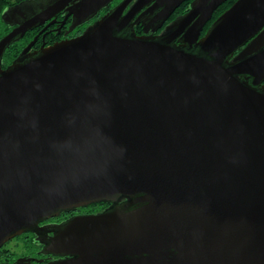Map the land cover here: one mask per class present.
I'll use <instances>...</instances> for the list:
<instances>
[{
  "label": "water",
  "instance_id": "obj_1",
  "mask_svg": "<svg viewBox=\"0 0 264 264\" xmlns=\"http://www.w3.org/2000/svg\"><path fill=\"white\" fill-rule=\"evenodd\" d=\"M111 1H44L0 38V246L105 201L52 229L45 251L68 256L53 264H264V94L241 79L264 80V0H235L201 37L226 0H192L167 26L187 50L123 34L144 7L161 26L185 0L124 15L123 0L1 67L35 23L71 3L76 26Z\"/></svg>",
  "mask_w": 264,
  "mask_h": 264
},
{
  "label": "flooded vegetation",
  "instance_id": "obj_2",
  "mask_svg": "<svg viewBox=\"0 0 264 264\" xmlns=\"http://www.w3.org/2000/svg\"><path fill=\"white\" fill-rule=\"evenodd\" d=\"M44 1L49 0H23L20 2L12 3L7 7L8 13L5 15V19L2 17V28L4 33L7 34L11 29L17 27L22 18H29L39 7L45 5ZM123 0H112L108 5L101 8L96 14L87 19L86 21L73 26V18L71 15L66 17L68 13L67 7L71 5L69 3L64 9L57 11L53 16L44 20L43 22H37L32 27L28 28L25 33L22 35L21 40L27 42L25 47L30 44L28 52L22 55L21 57L14 56L12 60H6L9 56H12L14 53H11L8 57L3 55L1 61V67L3 69L7 68L14 60H26L34 53L38 52L42 47H46L64 39H71L81 35L85 29L92 24L94 21L98 20L101 16L109 12L112 8L118 5ZM135 0H132L128 7L124 10L123 15L128 10L129 6L133 4ZM192 0L183 1L165 20L161 26H157L158 23H150L151 16L144 15L139 17L140 12H142L146 7H144L139 13H136L130 21V25L125 29L123 33L129 37H144L148 39H155L163 43H168L167 45L176 48L187 50V45L183 43L180 39V36L176 37L169 42V36L172 35L175 31L174 29H167V26L177 17L180 9L185 7L189 9V4ZM220 7V6H219ZM219 7L214 10L212 13L211 19L205 24L200 37L205 34L212 22L222 13H219L217 16L216 12ZM18 11L20 13H18ZM188 11V10H187ZM225 11V10H224ZM139 17V18H138ZM264 26L262 27V29ZM261 29V30H262ZM249 42V41H248ZM246 42L233 53L231 57L228 58V62H232V58L237 55L248 43ZM24 47V48H25ZM4 58V59H3ZM241 77V76H240ZM242 81L248 83L253 89L264 94V80L261 81L258 85H252L251 79H244L241 77ZM85 213H94L92 211L83 210L82 207L75 208L71 211H60L57 216L50 217L46 220L40 221L36 225L35 230H27L20 235H17L0 246V264H53L57 263L68 256L60 254H51L45 251L44 245L48 238L53 234L52 229L60 224L63 220L76 215V214H85Z\"/></svg>",
  "mask_w": 264,
  "mask_h": 264
},
{
  "label": "trees",
  "instance_id": "obj_3",
  "mask_svg": "<svg viewBox=\"0 0 264 264\" xmlns=\"http://www.w3.org/2000/svg\"><path fill=\"white\" fill-rule=\"evenodd\" d=\"M23 0H0V26L2 27V13L3 11L12 3L15 2H21ZM235 0H226L223 4L220 5L218 11L216 12L217 16L219 13L223 12L224 10H226ZM187 8V4L184 5ZM185 7H183L182 9H180L178 15L184 14L188 9H186ZM0 27V38L2 36H4V33L6 31H3V28ZM22 38H18L15 41H13L4 51L3 55L5 57H8L11 53H14L12 56H9L6 60L10 61L12 60V58L14 56H19L20 53L22 52V50L25 47V44L27 42L28 39H26L25 41L21 40ZM3 57V56H2ZM4 59V58H3ZM110 203L109 202H105V201H101V202H97V203H93L90 204L86 207H82L83 210H87V211H92V212H99L102 210H105L107 207H109Z\"/></svg>",
  "mask_w": 264,
  "mask_h": 264
},
{
  "label": "rangeland",
  "instance_id": "obj_4",
  "mask_svg": "<svg viewBox=\"0 0 264 264\" xmlns=\"http://www.w3.org/2000/svg\"><path fill=\"white\" fill-rule=\"evenodd\" d=\"M1 27V26H0ZM2 28V27H1ZM123 208H124V206L123 207H116L114 210H120V211H122L123 210Z\"/></svg>",
  "mask_w": 264,
  "mask_h": 264
}]
</instances>
